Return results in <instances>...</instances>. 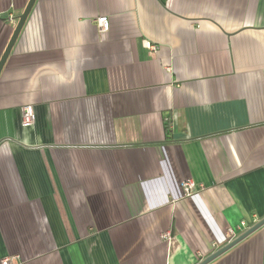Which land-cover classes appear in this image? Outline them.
Masks as SVG:
<instances>
[{
  "label": "crops",
  "instance_id": "0c3cea01",
  "mask_svg": "<svg viewBox=\"0 0 264 264\" xmlns=\"http://www.w3.org/2000/svg\"><path fill=\"white\" fill-rule=\"evenodd\" d=\"M263 217L264 0L36 1L0 75V264H197ZM208 264H264V225Z\"/></svg>",
  "mask_w": 264,
  "mask_h": 264
},
{
  "label": "built area",
  "instance_id": "2783aa9c",
  "mask_svg": "<svg viewBox=\"0 0 264 264\" xmlns=\"http://www.w3.org/2000/svg\"><path fill=\"white\" fill-rule=\"evenodd\" d=\"M96 20L98 23L99 31L101 33H103V32L106 33V31H108L110 28L109 17L107 15H101ZM151 46L149 45V47H151ZM34 116H35V109H34L33 105H30V104L25 105L23 107V112H22L23 124L29 125V124L33 123L35 121ZM181 186H182V188H183V190L187 196H190L199 190L198 189L199 186L193 180V178L183 180L181 183ZM200 187L202 188L203 185H200ZM248 226H249V222L247 221V219H242L235 228L234 227H228V229L226 231L227 241L229 242L232 239H234L235 236L238 235L239 232H241L242 230H244ZM161 238L163 240L167 241L168 243H172L174 241L175 237H174L173 233L170 230H168V231H164L161 234ZM214 245H216V243H214ZM2 264H15V263H14L12 258L6 257V258L2 259Z\"/></svg>",
  "mask_w": 264,
  "mask_h": 264
},
{
  "label": "water",
  "instance_id": "95a60500",
  "mask_svg": "<svg viewBox=\"0 0 264 264\" xmlns=\"http://www.w3.org/2000/svg\"><path fill=\"white\" fill-rule=\"evenodd\" d=\"M36 1L37 0H29L27 5L25 6L23 12L17 17L18 21H17V24L15 25L12 36L10 37L9 42H8L5 50L3 51V53L0 57V75H1L2 70L5 67V64L8 60V57L11 54L12 49L15 46V44H16L19 36H20V33H21V31L25 25V22L27 21ZM263 225H264V217L261 218L259 221L255 222L250 227H248L245 231H243L241 234L236 236L234 239H232L228 243H225L224 246L220 247L219 249H217L216 251H214L213 253H211L210 255L205 257L204 259H202L197 264H208L209 262L214 260L215 257L220 256L221 254H223L224 252H226L227 250L232 248L235 244L242 241L244 238H246L248 235H250L251 233H253L257 229H259Z\"/></svg>",
  "mask_w": 264,
  "mask_h": 264
}]
</instances>
